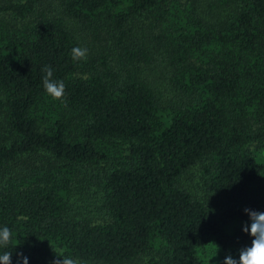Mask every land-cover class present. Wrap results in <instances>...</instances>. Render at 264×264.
I'll list each match as a JSON object with an SVG mask.
<instances>
[{
	"label": "trees",
	"instance_id": "1",
	"mask_svg": "<svg viewBox=\"0 0 264 264\" xmlns=\"http://www.w3.org/2000/svg\"><path fill=\"white\" fill-rule=\"evenodd\" d=\"M246 208L264 212V0H0L12 264H223L251 246Z\"/></svg>",
	"mask_w": 264,
	"mask_h": 264
},
{
	"label": "clouds",
	"instance_id": "2",
	"mask_svg": "<svg viewBox=\"0 0 264 264\" xmlns=\"http://www.w3.org/2000/svg\"><path fill=\"white\" fill-rule=\"evenodd\" d=\"M88 49L74 47L71 50V57L74 61L87 58ZM42 71L43 89L47 95L55 100H62L65 93V84L62 80L53 79V70L50 66H45ZM249 216L250 224L243 226L244 233L250 235L252 243L250 247L242 248L239 251V259L231 255L225 257L223 264H264V212H257L251 209H244ZM19 219H24L20 217ZM12 241V231L7 226L0 228V247L7 248ZM13 252L5 251L0 253V264H12ZM17 264H28V258L22 252L17 253ZM217 255V253H216ZM53 264H82L81 260L72 256H58Z\"/></svg>",
	"mask_w": 264,
	"mask_h": 264
}]
</instances>
